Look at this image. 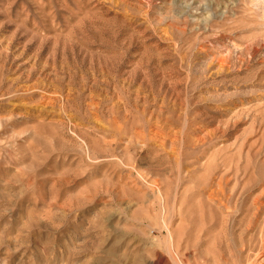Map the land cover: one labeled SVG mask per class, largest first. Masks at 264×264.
Segmentation results:
<instances>
[{
    "label": "rangeland",
    "instance_id": "rangeland-1",
    "mask_svg": "<svg viewBox=\"0 0 264 264\" xmlns=\"http://www.w3.org/2000/svg\"><path fill=\"white\" fill-rule=\"evenodd\" d=\"M0 264H264V0H0Z\"/></svg>",
    "mask_w": 264,
    "mask_h": 264
}]
</instances>
